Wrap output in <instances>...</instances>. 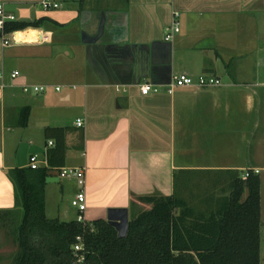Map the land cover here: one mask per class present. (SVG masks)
<instances>
[{"label": "crops", "instance_id": "0c3cea01", "mask_svg": "<svg viewBox=\"0 0 264 264\" xmlns=\"http://www.w3.org/2000/svg\"><path fill=\"white\" fill-rule=\"evenodd\" d=\"M40 1L0 0L15 22L38 21L7 35L16 45L0 44V212L20 208L14 170L48 167L57 137L45 128L57 127L63 160L52 153L45 178L57 180L44 178L45 213L61 167L85 170L86 220L125 201L129 213L141 196L186 201L204 180L258 169L264 233V0H56L55 9ZM175 12L179 31L166 40ZM178 73L221 84L169 94ZM145 82L162 91L143 94Z\"/></svg>", "mask_w": 264, "mask_h": 264}, {"label": "trees", "instance_id": "16d2710c", "mask_svg": "<svg viewBox=\"0 0 264 264\" xmlns=\"http://www.w3.org/2000/svg\"><path fill=\"white\" fill-rule=\"evenodd\" d=\"M29 23L9 22L12 31ZM57 137L46 153L48 167L14 170L15 205L22 211L14 228L17 250L9 264H260V179L232 174L230 192L207 214L195 211L182 198L141 196L151 207L129 217L123 238L105 219L60 221L44 212V178L53 170L57 151L63 160V129L45 128ZM56 169V168H55ZM246 193L245 197H243ZM6 210L1 211L0 214ZM10 211V210H8ZM82 237L76 262L73 244Z\"/></svg>", "mask_w": 264, "mask_h": 264}, {"label": "rangeland", "instance_id": "374dc122", "mask_svg": "<svg viewBox=\"0 0 264 264\" xmlns=\"http://www.w3.org/2000/svg\"><path fill=\"white\" fill-rule=\"evenodd\" d=\"M31 135L33 138L23 140V142H25L23 143V149L25 152L29 145V140H31L30 142L32 144V142L36 139V135L34 133ZM23 155H25L24 152ZM244 172L245 171H241L240 177H243ZM229 175L230 174L227 173L226 175H216L213 186H211L212 184L210 183V180L209 183H207V180H204L203 183L200 184L199 194L196 196L193 195V198L192 196H188L189 200H186V202L193 208L196 214H207L222 197L229 194L231 182V176ZM68 180L65 178L62 179L61 183L57 184L55 189L48 193L46 198L45 214H47L49 218L68 221L76 219L77 212L75 207L71 205V200L77 189L74 185H71ZM245 195L246 193H244L243 197H245ZM261 195L264 200V190ZM144 206H146L144 203H139V205L132 207L129 212L130 216L148 208L147 206L144 208ZM65 211L66 217H64ZM21 212L22 211L19 208H12L6 209L4 213L0 214V264H9L12 256L17 250V242L13 232L14 228L19 223V216L22 214ZM260 234V264H264V233L262 232Z\"/></svg>", "mask_w": 264, "mask_h": 264}, {"label": "built area", "instance_id": "2783aa9c", "mask_svg": "<svg viewBox=\"0 0 264 264\" xmlns=\"http://www.w3.org/2000/svg\"><path fill=\"white\" fill-rule=\"evenodd\" d=\"M40 4L43 9H55L60 6V3L56 0H41ZM178 13H174L171 21L170 28L166 33L165 39L169 40L172 39L174 34L179 31V21L177 20ZM15 16L12 13L6 12L3 4L0 3V44L1 47H8L11 45H16L18 43L17 39L13 36L12 38H8V34H13V31L7 32L6 24L9 22H14ZM18 75V71H13L11 73L12 77ZM0 76H2V72L0 71ZM221 84L220 79L214 77L210 74H200L196 78L186 74V73H178L173 74L171 76L170 82L165 85V91L169 94L173 92V90L177 87H184V86H196V87H212L218 86ZM24 91L28 90V86L24 85ZM45 88V85H35L32 87L33 91H40ZM59 89V87H56ZM140 90L143 94H147L149 92H158L162 91V88L158 85H154L149 82H145L140 86ZM82 124L81 119L76 120V125L80 126ZM52 142L48 141V146H51ZM31 166L33 168L38 167V159L36 155H32L29 158ZM57 176L60 178H68L73 179L78 187V190L74 194L71 200V205L75 207L77 211V222H84L86 219L84 218V213L87 209V198H86V191H85V170L83 168L78 167H61L56 169ZM258 173V169L254 170H246L243 173V178H246L249 175V172ZM83 248L82 237L80 235L76 236L75 242L73 244V252L76 256V262L82 263L84 261V257L79 255V251Z\"/></svg>", "mask_w": 264, "mask_h": 264}, {"label": "water", "instance_id": "95a60500", "mask_svg": "<svg viewBox=\"0 0 264 264\" xmlns=\"http://www.w3.org/2000/svg\"><path fill=\"white\" fill-rule=\"evenodd\" d=\"M45 180L55 181L57 179L46 177ZM99 218L105 219L111 226H113L118 237L123 238L127 235L129 213L126 201L120 205H109L101 212L100 216L93 217V219Z\"/></svg>", "mask_w": 264, "mask_h": 264}]
</instances>
